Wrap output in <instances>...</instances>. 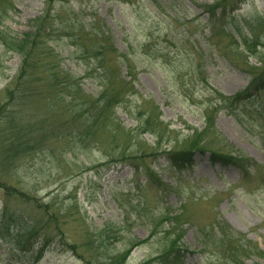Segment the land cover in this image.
I'll return each mask as SVG.
<instances>
[{
  "label": "rangeland",
  "instance_id": "374dc122",
  "mask_svg": "<svg viewBox=\"0 0 264 264\" xmlns=\"http://www.w3.org/2000/svg\"><path fill=\"white\" fill-rule=\"evenodd\" d=\"M42 11L43 0H0V29L29 31ZM49 13L108 36L119 63L110 80L124 93L81 140L67 94L52 103L45 80L8 101L20 56L0 45V264H101L124 252V264H155L172 241L187 247L179 264H228L200 252L216 219L264 252V88L228 98L264 66V0H57ZM59 20L47 61L96 97L93 58L79 57L66 34L77 27ZM187 148L191 165L168 161ZM210 149L236 158L215 161Z\"/></svg>",
  "mask_w": 264,
  "mask_h": 264
},
{
  "label": "trees",
  "instance_id": "16d2710c",
  "mask_svg": "<svg viewBox=\"0 0 264 264\" xmlns=\"http://www.w3.org/2000/svg\"><path fill=\"white\" fill-rule=\"evenodd\" d=\"M55 1L57 0H43V11L34 18L31 30L23 31L18 35H11L0 29V45H2L5 51L10 50L20 56L17 75H15L13 81L5 87L4 91H6L9 102H21L20 98L17 96L19 93L23 95L27 91H30L32 92L31 96L34 95L33 90L35 85L33 81L36 78L35 76H37L38 82L41 80L47 81H44L43 86L49 87L52 91V103L64 99V94H67L65 101L72 104L70 107L71 110L69 111L71 119L69 118L68 122L75 128L77 133L81 135V140H85L90 136L93 127L98 123H103L102 121L105 119L104 113L109 112L117 103L118 96H120L121 92L124 93L123 87L120 88L119 86V83L123 80L119 79L118 87L117 84L110 80L112 70H114V68L118 69L119 63L117 57L106 56L107 51H111L112 53L116 51L113 48V43L108 39V36L102 31H95L94 27L93 29L84 30V25H76L80 20H77L76 24L66 23L62 25L63 18L59 15L51 17L49 13ZM55 16H57L58 20L60 19L58 22L61 24V28L77 27L76 34L74 32L66 34L75 37V39L71 40L74 51L78 49L81 50L79 57H81L83 53L89 52L90 57L93 58L87 62V65L91 72H96L95 77L98 79L101 88L96 97L91 98L87 96V94L82 91L79 82L70 74L69 76L68 73H66L67 71L61 67L58 59L56 62L47 61V54L53 52V46L49 44V40L51 39L47 37L54 33L53 24ZM78 30L80 32H78ZM81 31L84 33L82 34ZM241 36L245 39L244 43L248 44L247 37L244 33H241ZM122 56L124 57L125 54H122ZM89 63H91V65ZM113 64H115L116 67H114ZM40 68L42 69L40 70ZM38 71L41 72L38 73ZM249 74L250 80L248 86L243 91L229 96L228 98L235 100H240L241 98L245 99L253 92L264 88V66L258 72L249 71ZM53 93H55V96ZM151 121L150 118H146L144 120V125L152 126L153 123ZM209 141L210 140L204 141L200 147H196V149H200L201 151L206 149ZM194 144L193 140L192 146ZM194 150L193 148H187L185 151L169 150L166 151V155L168 156V161L172 162L175 166H189L192 163ZM209 152L210 156L215 158V161H221V159L229 161L231 159L235 160L234 158H236L235 154H225L222 151H216L214 149H210ZM21 226H24V224H21ZM31 226L32 224L26 225L23 231L25 230V232H27ZM10 230L11 227L7 222L5 224V232L9 233ZM237 233L238 232L233 231L224 220L216 219L208 231L201 229L200 234H198V242L201 245L200 252L205 254L212 248L218 253V257L223 259V262L225 261L226 263L230 261L228 264H243L241 257H246L252 253L264 257V252L258 249L257 246L252 244L249 240L242 239L239 241V238L235 236ZM17 236V240H20L19 234H17ZM240 237L244 238L241 235ZM139 242L140 241H136L135 245L139 244ZM174 244L175 241H172L170 243L171 248L166 246L164 252L156 256L154 259L155 264L180 263L187 247H179V245L174 246ZM126 255V252L112 256L109 255L107 257L108 260L103 261L101 264H124ZM150 263L149 261H145L141 264Z\"/></svg>",
  "mask_w": 264,
  "mask_h": 264
}]
</instances>
